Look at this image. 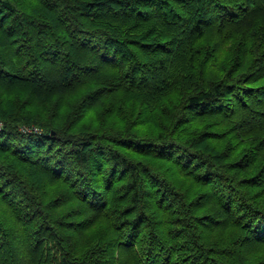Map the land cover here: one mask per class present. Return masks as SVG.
<instances>
[{"label": "trees", "instance_id": "16d2710c", "mask_svg": "<svg viewBox=\"0 0 264 264\" xmlns=\"http://www.w3.org/2000/svg\"><path fill=\"white\" fill-rule=\"evenodd\" d=\"M264 0H0V264H264Z\"/></svg>", "mask_w": 264, "mask_h": 264}, {"label": "snow or ice", "instance_id": "6c2138e0", "mask_svg": "<svg viewBox=\"0 0 264 264\" xmlns=\"http://www.w3.org/2000/svg\"><path fill=\"white\" fill-rule=\"evenodd\" d=\"M261 257H264V251L260 253ZM251 264H255V262H251Z\"/></svg>", "mask_w": 264, "mask_h": 264}]
</instances>
